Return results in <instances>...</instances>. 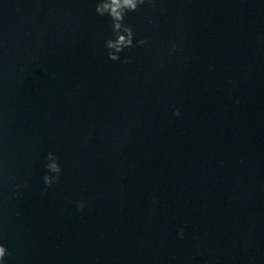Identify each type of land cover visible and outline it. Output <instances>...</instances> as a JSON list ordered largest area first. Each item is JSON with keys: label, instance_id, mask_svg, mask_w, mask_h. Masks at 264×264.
<instances>
[{"label": "water", "instance_id": "water-1", "mask_svg": "<svg viewBox=\"0 0 264 264\" xmlns=\"http://www.w3.org/2000/svg\"><path fill=\"white\" fill-rule=\"evenodd\" d=\"M94 3L0 0L8 264H264V0L145 4L129 63Z\"/></svg>", "mask_w": 264, "mask_h": 264}, {"label": "clouds", "instance_id": "clouds-1", "mask_svg": "<svg viewBox=\"0 0 264 264\" xmlns=\"http://www.w3.org/2000/svg\"><path fill=\"white\" fill-rule=\"evenodd\" d=\"M149 4L153 7L157 6V0H95L94 11L100 17H107L110 20V35L103 41V48L106 50L107 58L111 61H120L129 63L128 57L121 58V53L133 47H143L148 43L144 37H137L133 26L125 23V18L130 12H136L141 6ZM176 45L172 44L171 49L175 50ZM174 115L181 116L180 110L177 108ZM43 167L45 169L42 176L44 185L43 191L59 182L62 172L59 157L53 151L47 152L44 157ZM18 187V186H17ZM13 197L19 196V192H13ZM86 201L81 199L77 202V208L83 210ZM178 236L183 238V229L178 231ZM10 255L8 248L3 242H0V264H8L6 257Z\"/></svg>", "mask_w": 264, "mask_h": 264}]
</instances>
